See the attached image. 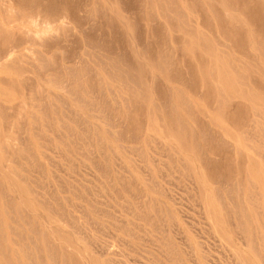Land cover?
<instances>
[{
	"label": "rangeland",
	"instance_id": "rangeland-1",
	"mask_svg": "<svg viewBox=\"0 0 264 264\" xmlns=\"http://www.w3.org/2000/svg\"><path fill=\"white\" fill-rule=\"evenodd\" d=\"M12 1H11L12 2L11 3L10 0H5V1L0 0L2 5L4 4V6L0 5V25H1L0 30L2 29L1 35H0V40H2L1 39L2 32L6 31L9 35V30H10V27L12 26V31H13L12 33L13 34L11 33V30H10L11 36L10 35L9 36L10 37L13 36L18 41V42H14L15 40L12 37L13 40L11 38L10 43H8V42L4 43L7 40H3V42L2 41L0 42L1 45L7 44L6 46L11 48V50H12L10 55L5 57L6 60H5V58L1 59L2 58L1 53L3 52V50H5V46H4V48H1L3 46L0 45V48H1L0 52L2 51L0 53V56H1L0 57V63L3 62V64H4V65H0V76H3L2 78L0 77L1 78V80H0V101H2V99L6 100V103L4 102L5 106L10 105V102H11V105L14 102L17 103L18 100H20V102H21L22 99H21V92H20L21 90L20 89H22V88H21V86L16 85V81L17 82L20 81V79L22 77V80L26 81L28 84L27 80H29V77H31L29 83H31V82L34 83L33 82L34 80L36 83V86L34 83L35 88H33L35 91L34 90H32L33 92L31 91V95L35 94L34 102H37V100H39V104L41 105V108H44V107H46V106H44V105H46V101L49 100V103H51V107L49 110V113H50V118H49V115L46 116V115H43L41 113L42 110H40V111H39V109L36 110L37 108L30 107V106H28V104H26L27 105L26 109L28 107L27 110L29 112H31L30 111V108H31V110L33 109V111H36L37 115L39 114L38 118L41 115V120H40V118L38 119L37 115L34 114L33 112H31V113L28 112L29 120L28 119L27 120L29 121L30 124L26 123L25 126L22 125V127H17L18 124L15 125L16 126L15 128L17 130L19 128H22V129H19L20 130L19 136H18V134L16 135V133L19 132V130L15 131L14 126L12 129H10V127L5 125L4 122H3V124L1 123L2 118L0 115V148L2 151L4 150V152H3L4 155H3V153H1L2 151L0 150V159H2V161L0 163V165H1L0 166V253L2 256L1 255L0 256L4 259V261L7 260L6 262L8 264H24V263L25 264H29V263L30 264H63V262L59 263V262H55V260L50 259L51 256H49V253H51L53 251V249H55L56 247L49 248V246L46 245V243H48V242H43V239H40L38 237L39 234H36L35 232H33L31 226L28 225L27 223H24L23 219L30 221V218H31V221H33L34 227H37L39 225L37 227L38 229L41 227L40 221L42 222V221H45V219H47V221L49 223L52 222V224H54L58 227H61L63 230H65L64 231L65 233H63V234L68 236V238L72 241V243L74 241L76 242L75 244L73 243V248H74V250L77 251L76 256H78V257L81 256L82 258L86 259L90 264H264V210H263L264 209V178H263L264 177V165H263L264 159H261L258 157H255L252 159H247L244 162V165L241 168L239 174H236L235 176H233L234 180L239 177L238 179H241V182L238 184H235L233 186L223 187V184H220L221 182L214 183L211 180L212 176L209 174V172H206V170L201 169L199 167V164H200L199 157H201V156H199V154L194 153L195 148H194V150H191L190 148L187 150H184V152H182V154L179 153V155H178L176 153L175 147L172 148V150H170V151L167 150L166 147H165L166 149L164 148V150H163V148L161 146L156 145L155 142H153V141H151L150 144H147L145 142V139L141 140L143 142L138 143V145H137L138 150L137 149L134 150L135 149L134 147H132L130 149L123 148L121 146V144H118V143H122V141H119V139L117 137V133L112 132V134L109 135L111 133V130H112L110 125L106 124L105 126L108 128L104 129V131H103V129H99L97 127H94V125H92V122L97 121V119L91 118L92 112H90V110H87V109L79 110L80 106H76L78 113L73 117V121H70L67 118H66L67 120H62L61 115L64 116L62 111H64V109H65L64 106H66V105H61V103H59L56 100V98H54L52 95H49L48 98L46 95L44 97V94L48 93V91H50V90L52 91L53 89H55V87L53 85H51L50 83H48L45 80V78L46 77L50 78V76H56L57 75V76H60L59 79H61L63 77V74L61 75V71H62V73L66 72L63 65H67V66L70 65L69 63L67 64V61H69V59H70V61L72 58H73L72 60H77L76 57L79 54H76V56H73V53H69L70 51H72L73 47H75V45H76L74 40L77 39V37L74 36V33L78 32L79 33V39L78 40L80 42L84 43L82 41V39L84 37H82L83 34H80L79 28H84L88 31H94L95 28L98 27L97 30L98 29L99 30H105V28L103 29V27L106 23H105V20L101 21V20H103V18L101 17V19H100V17H99L100 12H102V10L104 12L106 7H107L106 10H108V12L113 13V14H116L117 11H119V10L121 12H124L121 10L122 7H120L121 2H119V4H118L119 0L118 1L112 0V2H111V0H95V2H94V0H74V1L73 0H36L40 6L44 7V9L43 10L37 9L36 10L37 14L35 12H34V14H36V15L39 14L38 15L39 18L40 17L43 18V16H44L43 19H46V20L48 19L49 21H51L53 26H52L50 31L56 32V35L54 34L55 35L54 37L57 36L56 38H54L53 36H50V35H49V37L48 36L46 37L47 38L46 42L48 41V43H49V45L47 43L48 48H49V46L54 45V47H51L52 49H49V51H46L45 48L47 50H48V48H47V45L45 44L44 39L42 40L44 42V45H41L43 43L42 41H40V43H39L40 45H38V42H34L36 44H33V42H30V40H31L30 38L27 39V34L25 31L26 28L36 29V30L41 29V26L32 25L30 23V21H28V19L31 18L33 15L30 12H28V10L21 7V5H20L21 1L19 2V0H15L18 2V3L16 2L17 5H15L16 3L14 4V0H12ZM129 1L137 2L138 0H136V1L135 0H129ZM6 4H7V6H6ZM13 4L15 6L14 11L11 10V8H10V10L8 9V11H7V7L9 8V6L14 8ZM111 4H112V6H111ZM180 4L182 6H185L186 3L183 0H180ZM18 5H20V7ZM16 7H17V9H16ZM97 8H99V9L102 8V10H99ZM114 8H115V10H113ZM181 9H185V8L181 7ZM205 9H207V8H205ZM15 10H17V11H15ZM96 10L100 11L99 14ZM145 11L154 12V13L160 12L159 9H153V8H149ZM69 12L70 13L74 12V14H72V13L70 14ZM11 13H13L12 16H11ZM41 13H43V16ZM91 13H92V15H91ZM28 14L29 15L31 14V16L27 17ZM61 14H63V15H61ZM69 14H70V16H69ZM82 14H83V16H82ZM169 14L175 15V12L172 10H169ZM18 15H20L19 16L20 18L18 17ZM74 16H75V18H74ZM87 16H88V18H87ZM15 17H17V20H19L20 22L17 20L16 21L18 23L15 22ZM25 17L28 18L27 19L28 23L26 22ZM64 17L65 18L70 17V18L66 19L67 22L69 23L68 24L69 26H67V27H63L60 24L61 19H64ZM21 20H23V21H21ZM81 20H83L82 21L83 23L81 22ZM96 20H97V22H96ZM9 22L10 23L15 22V23H13V25H12ZM23 22L26 24L25 29H23V26H25ZM102 22H104V25L101 24ZM3 23L5 24V26ZM16 23L19 27L17 26L14 28V26H16L15 25ZM90 23H93V24L89 25ZM9 24H10V26H9ZM20 24H21V26L23 25L22 29H21ZM7 26H9V27L7 28ZM4 27H6V28H4ZM16 28L18 29V31L20 29L21 32H18ZM5 29H8V31ZM55 29H58V30H55ZM108 30H110V28H108ZM203 30H205L204 32L207 33L206 29H203ZM24 32H25V34L23 35ZM65 32H66V34H65ZM15 33H17V34H15ZM17 35L20 37L17 38ZM22 35L25 38V42L24 41L22 42V40H21ZM59 35H60V37H59ZM51 39H53L52 41H54V39H57V41H55V43H54V42H51ZM59 39H60V41L58 43ZM8 41H9V39H8ZM19 41H20V45L17 47ZM13 42L16 44H14ZM21 42L23 44H21ZM11 43H12V46H11ZM62 43H64V46ZM207 43H208V45H212V46L208 47V46H203L204 44H201V45L198 44L196 47V50L198 52H202V54L206 55L208 60L215 62V60L218 61L221 59H226L227 57L228 58L231 57V59L236 60V65H235V68L233 70V73H234L233 76L236 77L237 80L240 78V76H238L240 74V72H243V73L247 72V70H248L247 66L243 62L238 61L237 59H235V56H233L231 54L229 56L228 54L224 53L222 51L224 48H222L221 46H218L215 48V45H214L215 39H213L212 41L210 40ZM13 44H14V47H13ZM28 44L30 45V48H34V49L38 48L39 49V50L36 49V51L33 54H31L32 56H35V54H36L37 58L36 57H32L34 59L29 58V57H31V56H29L30 53L28 52V49L25 48V47H27ZM51 44H53V45H51ZM56 44L59 46L57 47ZM60 44L63 47L60 46ZM65 44H67L66 45L67 49L65 47ZM29 45H28V48H29ZM45 45H46V47H45ZM68 45H69V47H68ZM63 49H64V51H63ZM23 50H25V51H23ZM52 50H53L54 54L61 53V54L57 55L60 58L56 57L57 58L56 59L55 56L50 57V55L53 54ZM56 50H57V52L58 51L59 52L57 53ZM26 52H28V53H26ZM64 53H65V55H64ZM42 54L45 57V59L47 58L46 59L47 61H49L48 57H49V59L53 58V59H50V62H51L50 65L53 64V66H52L53 68H51L49 65L48 66L50 67V69L48 66H47L48 68L45 65H44L45 67L42 66L43 62L45 61V60L42 61L43 60V58L41 57ZM15 56L18 57L16 61H18V60L20 61V59L22 57H23L22 59H24L23 63L22 62H21V64L19 63L21 66V68L19 66V68H20L19 71L17 68L18 65H17V63H15V58H16ZM24 56H25V58H24ZM62 56H64V57L62 58ZM65 56H67V58H68L66 61H65V58H66ZM39 57L42 60H40V59L38 60ZM13 58H14V60H13ZM35 59H37V60H35ZM62 59H64V60H62ZM4 60H5L6 64L4 63ZM28 60H29V62H28ZM56 60H59V62H60L59 64H61V65H58L56 63L57 62ZM107 61L110 62V60H108V59H107ZM41 62H42V64H41ZM29 63H30V65H29ZM90 63L89 62L87 63V64H89V65H87V68L88 67L90 68L92 66H97V65H94L93 63H91V64ZM34 64L36 65L35 66L36 69H37V66H40V65L43 67L42 70H44V68L47 69V70L45 69V72L42 71L43 73H39L40 75L43 74L44 79H43V77L41 78L42 75L40 76L36 71H34L35 70L34 66H33ZM55 64L58 67L55 66ZM262 65H263L262 67L264 68V63H262ZM23 66L28 67L27 70H29V71L31 70V72L22 68ZM194 66H195L196 74H198L197 76L202 77L203 76V75H201L202 74V72H201L202 64H200V62H198V61H195ZM54 67H55V69H54ZM60 67H61V70L58 69ZM256 67L257 66H253V68H255V69H256ZM15 68H16V71H18L17 74L15 71ZM261 71H262V69H261ZM23 73H25V74L23 75ZM29 73H30V76H29ZM262 73L264 74V72H262ZM21 74L24 76V78ZM36 74H37V76H36ZM25 75H26V77H25ZM14 77H16L17 80ZM27 77H28V79H27ZM4 78L9 79L10 82L12 81L13 87H15V88L13 89L11 83L9 84L10 85L9 87H8V83H7V85L4 82L2 84L1 81ZM12 78H14V80ZM18 78H20V79H18ZM32 78H34V79H32ZM36 78H37V80H36ZM263 78H264V76H263ZM38 79H39V82H38ZM108 79H109V81L112 82L111 78H109L108 76H105L104 79H102L101 82L99 83L98 95L101 94L104 97V100H109L108 103L105 104L104 108H106V109L108 108V110H111L112 112L113 111L117 112L119 110L121 111L122 109L116 110L115 109V108H117L116 106L114 108V104H113L114 100H113V98H111V96H112L111 91L103 83V81L109 82ZM207 83L209 85H212V88L214 90V98L215 97L217 98V95H218V98L221 97V94H220L221 84H219V82H217V80L215 79V75L211 76L209 81H207ZM238 84H240V83H237L236 86ZM37 86L38 87L40 86V87L38 88ZM50 86H51V88H50ZM174 87L177 88L178 86L174 85ZM180 87H182V86H180ZM37 88H38V90H37ZM17 89H18V91H16ZM247 90H248V92L258 93L256 91L252 90L251 88H247ZM38 91H40L39 92L40 94L38 93ZM54 91H56L57 94H60L59 96H61L60 98L62 100H64V102H65V100L67 101V99L68 100L71 99L70 96L63 94L65 92H63V90H61V89H57ZM102 91H103L104 95L102 94ZM125 91H127V90H125ZM41 92L43 93V95H41ZM33 95H32V98H33ZM37 96L40 98L43 96L42 98H44V100L42 98L41 99L37 98ZM9 97H13V98H9ZM254 97H256V96H254ZM8 98H9V100H7ZM245 99L246 98H244V100ZM54 100H55L56 104H55ZM190 100H189V102H192L194 105H197L198 103L201 105L204 103V100H202V98H200L199 100H196V101H192V98H190ZM18 103H19V101H18ZM53 104H55L56 107ZM58 104L60 105V107L57 106ZM1 105L2 104L0 103L1 110H5L6 107L2 108ZM253 105L261 108V110H262L261 113H263V117H264V105L263 106L258 105V104L256 105L253 103L251 104V102H249V107H248L249 113L253 112V109L251 110V107H250ZM42 106H44V107H42ZM192 107H194V106H192ZM7 108H9V107L7 106ZM54 108L56 111H54ZM194 108L195 109H193V108L191 109V112L185 111L182 108L181 109L182 115H188L189 117L191 115V119L197 118V116L200 115V116L206 118L208 121H210L209 119L213 118L214 124L210 125V123H207V124L205 123L204 125L206 127L208 126V128L211 130V132H212V128L214 129V127L218 130L219 124H221L223 127L227 128L230 132L233 131L235 133V136H236L234 143L236 146L240 147L241 149H243L244 146L250 145V143L252 144L251 146H255L258 148H264V119H263V123H260L259 125H257L258 129L257 128L255 129V127L249 128V126H244L243 128L242 127H235V126L228 124L224 121V118H222L223 116L219 112V109L215 110V112L212 113L208 110V108L205 107L204 113L203 112L199 113V112H197L198 108H196V107H194ZM57 109L59 110L58 112H57ZM51 111L53 114L51 113ZM59 113L61 115H59ZM32 115H34V117L38 121L40 120L39 124L37 121H35V122L31 121ZM42 115L45 116V118H47L48 121H45V120L43 121L42 118H44V117ZM88 117H89V119H88ZM15 120H17V119H15ZM54 120H55V122H54ZM56 120H58V123ZM85 120H86V122H85ZM61 121H64V122H62V125H60ZM98 121H100V119H98ZM32 122H33V125H35V127L32 126ZM45 122H47V124ZM48 122H50L52 124L51 125L49 124V126H48ZM216 123H218V124L215 125ZM55 124H57V126ZM69 124H72V125L70 126ZM2 125L4 127L7 126L6 131L4 130L5 128ZM40 125H41V128L39 127ZM77 125H79V127ZM227 125L229 128L227 127ZM50 126H52V127H50ZM67 126H69V128H67ZM38 127H39V129H37ZM47 127H49L50 131H48ZM25 128H27V130ZM60 128L62 130H59ZM73 128H74V130H73ZM83 128H84V130H83ZM109 128H110V131H109ZM244 128H245V130H243ZM9 129H10V131H9ZM32 129H33V131H32ZM40 129L42 131H40ZM52 129H53V132L55 134L51 132ZM198 129H199V127L193 121L191 131H193L196 135L192 138L191 137L187 138V139H189V142H191L193 145L195 143L199 142L201 139V138H199V136L197 134ZM2 130H3V133H2ZM45 131H46V134L48 133L47 138H46V134L44 135ZM61 131H62L64 136L61 134ZM246 131H248V132H246ZM29 132H31V134ZM35 132L37 133V135ZM89 132H91L90 136H88ZM39 133L42 136H44V138L50 139L49 141H51V142H49L46 139L44 140L42 137H39L40 136ZM70 133H72L71 136H70ZM106 133H107V135H105ZM6 134L8 136H10L11 134H14L15 135V141H13V142L17 143L16 145L19 146V148L16 147V149H15L16 153H15V150L12 149L13 153L11 156V159H12L11 163L7 160V158L10 156L9 153L7 152V148L9 149V144L13 143V142H12L11 138L10 137L8 138V136ZM38 134H39V136H38ZM79 135H80V137H79ZM248 135H249V138H248ZM20 136H23L25 138L22 137L23 138L22 139ZM18 137L22 140L20 141V139ZM53 137H55L54 140H53ZM77 137H79V138H77ZM27 138H28V140H27ZM5 139H6V141H4ZM35 139L37 141H35ZM62 139H64L65 141ZM67 139H68V142H67ZM211 139L213 140V138H211ZM216 139L217 138L215 137L214 140L212 141L213 146L215 145L218 148H220L219 149L220 151L224 150L226 148L225 144L221 143L222 142L221 140H218V139L216 140ZM209 140H210V138H209ZM3 141L7 142L6 144H4V147H2L3 143H4ZM25 141L27 142V144H25L26 143ZM106 141H108V142H106ZM146 141H148V140L146 139ZM1 143H2V145H1ZM64 144H66V145H64ZM140 144H142V145H140ZM144 144H145V146H144ZM53 145H55V146L53 147ZM61 145H62V147H60ZM71 145H72V148H71ZM126 145H129V144H126ZM105 146H106V148H105ZM109 146H110V148H109ZM23 147L26 148V151ZM63 147H64V149L62 150ZM52 148H53V150H52ZM17 149H19L20 151L19 150L17 151ZM110 150H112V151H110ZM22 151H23V154L21 153ZM30 151H31V153H30ZM57 151H59V152L57 153ZM32 152H33V154H32ZM119 152H120V155H119ZM150 153H151V155H150ZM7 155H8V157H7ZM24 155H26V156H24ZM47 155L49 156L50 159L48 157H46ZM131 155H132V157H131ZM156 155H157V158H156ZM180 155H182V157ZM16 156H17V158H16ZM21 156H22V158H21ZM39 156H40V159H39ZM210 156L213 158L214 161L218 160V156H215L212 154ZM12 157H14V159ZM123 157L125 159H123ZM160 157L164 158V160L160 159ZM231 157L235 160H238V158H239V156H237V154H235L234 151L231 153ZM23 158H25L26 160ZM64 158H66V159H64ZM109 158H110V160H109ZM178 158H179V160H177ZM204 158H206V157H204ZM17 159H18V161H16ZM55 159H57V160H55ZM27 160H29V161L27 162ZM59 160H60V162H59ZM176 160H177V162H176ZM53 161H55V162H53ZM22 162H23V164H21ZM2 163H4V164H2ZM72 163H74V164H72ZM117 163H119L120 165ZM3 165H5V166H3ZM24 165H25V167H24ZM101 165L103 166L102 169H101ZM22 166L24 167V169ZM99 166H100V168H99ZM173 166H174V168H173ZM6 167H7V169H6ZM16 167H17V169H15ZM60 167L61 168L63 167V168L61 169ZM255 167H256V169H255ZM58 168L60 169V171ZM9 169H11V170L9 171ZM116 169L117 170L119 169L120 173L117 172ZM38 170H40V171H38ZM51 171H53V172L56 171V173H53ZM66 171H67L68 175H67V173L65 174ZM11 172H13V174ZM14 172H16V173L14 174ZM30 172H32V173L30 174ZM58 172H59V175H58ZM23 173L25 174L24 176H23ZM79 173H80V175H78ZM247 173H249V174H247ZM18 174H19V178H17ZM54 174H55V176H53ZM123 174H124V176H123ZM147 174H149V175H147ZM70 175H71V177H69ZM58 176H59V179H58ZM149 176H150V178H149ZM51 177H52V180H51ZM22 178H23V180H21ZM86 178H87V180L89 179L90 182L87 181ZM24 179L26 181H24ZM115 179H116V181H115ZM76 180H78V181H76ZM139 180H141V181H139ZM49 182H51V183H49ZM91 182H94V183H91ZM191 182H193L194 185ZM137 183H138V185H137ZM243 183H245V184H243ZM38 184H41L40 187ZM115 185L119 189L116 188L114 191ZM124 186L126 187V189ZM193 186L197 189H195V188L193 189ZM30 188L37 189V191L34 192V190L33 189L30 190ZM52 188H54V189H52ZM227 189H228V191H227ZM62 190H63V192H62ZM125 190H126V192H125ZM39 191H41V192L37 193ZM79 191L82 193H79ZM196 191L198 194L196 193ZM229 191H231V194H232V197L230 196V199L228 196L230 194ZM107 192L109 193V195ZM3 193H5V194H3ZM36 193H37V195H36ZM48 193H49V195H48ZM131 193H133V194H131ZM41 194L43 196H41ZM218 194H220V195H218ZM14 196L16 197L15 199H14ZM44 196H45V198H44ZM83 196H85V197L82 198ZM6 197H7V199H6ZM24 197H26V198H24ZM46 197H48V198L46 199ZM57 197H59V198H57ZM16 199H18V200H16ZM27 199L29 202L27 201ZM85 199H88V200H85ZM21 201H22V203H21ZM59 201H61L62 204ZM64 202H65V204H64ZM56 203H58L59 205ZM70 203H73L72 206ZM10 204H12V207L14 205V207L12 208L10 206ZM77 205H79V206H77ZM8 206H10L11 208H9ZM52 206L55 210L57 209L55 212L52 211L53 210ZM62 206H63V209H62ZM73 206H75V207L73 208ZM35 207L38 209H36ZM75 208H77L78 211H77V209L75 210ZM11 209L13 211L16 210L15 211L16 214L13 211H10ZM226 210H227V212H225ZM5 211L7 212V214ZM19 212L22 213L21 215L23 217L22 216H21V218L19 217V215H20ZM28 213L30 214L29 216H28ZM85 213H86V215H85ZM66 214H67V217H66ZM73 214L76 215L77 220L75 219V217H73ZM237 214H238V216H237ZM10 215H13V217H11L12 219H10ZM25 215H26V217H25ZM77 216L79 217V219ZM37 218H40V220ZM242 218H245V219H242ZM14 219H17V220H14ZM19 222H22V223H19ZM76 222H77V224H76ZM223 222H224V224H223ZM37 223H38V225L36 226L35 224H37ZM69 225L72 227H70ZM85 225H86V227H85ZM227 227H228V229H226ZM77 228H79V229H77ZM87 228H88V230H87ZM41 229L42 228H40L39 230H41ZM254 229H255V231H254ZM89 230L91 233H89ZM70 231L73 232V234ZM84 231L86 234L84 233ZM33 235H35V236H33ZM246 237H247V239H246ZM31 239L34 240V242ZM30 240L32 241V243L30 242ZM41 244H43V245H41ZM70 244L67 243V245H69V246H70ZM25 245H28V246H25ZM63 247L64 246H60V248H62V249H63ZM65 247L68 248L67 246H65ZM27 255H29V256H27ZM90 260H92V262Z\"/></svg>",
	"mask_w": 264,
	"mask_h": 264
},
{
	"label": "bare ground",
	"instance_id": "bare-ground-1",
	"mask_svg": "<svg viewBox=\"0 0 264 264\" xmlns=\"http://www.w3.org/2000/svg\"><path fill=\"white\" fill-rule=\"evenodd\" d=\"M11 1L12 0H10V2ZM20 1H21V4H20L21 7L28 10V12H30L33 15L29 19L25 17L26 22L28 23V21H30V23L32 25L41 26V29H37V30L36 29H28V28H26V24L24 23L25 22L24 21L23 23L25 26H23V25L22 26H23V29L26 28L25 31L27 34V39L30 38L31 39L30 42H33V44H36L34 42H38V45H40L39 44L40 41H42L44 39L45 44L47 45V43H48V41L46 42L47 36L44 37L43 35H41V37L37 39V38H34V36L30 34V33H32V34H35V33L43 34L45 32H49L51 30V28L53 26L51 21H49L48 19L47 20L43 19L44 18L43 13H41L43 18H41V17L39 18V16H38L39 14L36 15L37 14L36 10L37 9L43 10L44 7L40 6L36 0H19V2ZM138 1L137 2H134V1L131 2L129 0H119L118 4H119V2H121L120 7H122L121 10L124 12H121L119 10V11H117L116 14L108 12V10H106L107 7L105 8L104 12L102 10L103 7L101 9L97 8L99 10H102V12H100L99 10L98 11L96 10V11L98 12V14L100 12L101 15L99 14V17H100V19H101V17L103 18V20H101V21L105 20V23H106L105 25H104V22L101 23L102 25H104L103 29L105 28V30H99V29L97 30L98 27L95 28L94 31H88L84 28H79L80 34H83L82 37H84V38L82 39V41L84 43H82L78 40L79 39V33L78 32L74 33V36L77 37V39H75V40L73 39L75 41L76 45H75V47H73L72 51H70L69 53H73V56H76V54H79L76 57L77 60H72L73 59L72 58L70 61V59H69V61H67V64L69 63L70 65H68V66L63 65L66 72L62 73V71H61V75L63 74V77L61 79H59L60 76H57V75H56L57 77L56 76H50V78H47V77L45 78V80L48 83H50L51 85H53L55 87V89H53L52 91L51 90L48 91V93L44 94V97L46 95L48 98L49 95H52L54 98H56V100L59 103H61V105H66V106H64V108H65L64 111H62L64 116H62L59 113V115H61L62 120L68 119L70 121H73V117L78 113L76 106H80L79 110H83V109L90 110V112H92L91 118L97 119V121L92 122V125H94V127H97L99 129H103V131H104V129L108 128L105 126L106 124L110 125L111 129L113 131L111 130V133L110 134L108 133V134L111 135L112 132L117 133V137H118L119 141H122V143H118V144H121V146L123 148L130 149V148L134 147L135 148L134 150H136L138 148V146H137L138 143L143 142V141H141L142 139L143 140L145 139V142L147 144H150L151 141L155 142V144L161 146L163 148V150L166 147L167 150L170 151V150H172V148L175 147L176 153L178 155H179V153L182 154V152H184V150H187L189 148L191 150H194V148H195L194 153L199 154V156H201V157H199V159H200L199 167L201 169L206 170V172H209V174L212 176L211 180L214 183L221 182L220 184H223V187L233 186L235 184L240 183L241 179H238L239 178L238 177L237 179L234 180L233 176H235L236 174H239L241 168L244 165V162L247 159H252L255 157L264 159V148H258L255 146H251L252 144L250 143V145L244 146L243 149H241L240 147L236 146L234 143L236 136H235V133L233 131L230 132L227 128H225L221 124H219L218 125L219 129L217 130L213 126L214 129L212 128V132H211V130L208 128V126L206 127L204 124L205 123L206 124L210 123V125L214 124L213 118L209 119L210 121H208L206 118L198 115L197 118L191 119V115H190V117L188 115H182L181 109L183 108L185 111L191 112V109L192 108L195 109L194 107H196V108H198L197 112H199V113L200 112L204 113L205 107L208 108V110L212 113L215 112V110L219 109V112L222 114V116H223L222 118H224V121L228 124L235 126V127H242L243 128L244 126H249V128L255 127V129H256L257 125H259L260 123H263L264 117H263V113H261V111H262L261 108H259L258 106H255V105H253L254 107L250 106L251 110L253 109V112L249 113L248 107H249V102H251V104L253 103L256 105L257 104L262 105V106L264 105V78H263L264 74L262 73V72H264L263 71L264 68L262 67L263 66L262 63H264V0H183L186 3L185 6H182L180 4V0H138ZM16 2L17 1L14 0V4ZM94 2H95V0H94ZM111 2H112V0H111ZM17 3L15 5H17ZM14 4H13V6H14ZM0 5H2V3ZM20 5H18V6L20 7ZM2 6H4V4ZM6 6H7V4H6ZM111 6H112V4H111ZM181 7L185 8L186 10L181 9ZM10 8H11V10L14 11L15 6H14V8L10 7V6H9V8L7 7V11H8V9L10 10ZM149 8L159 9L160 12L154 13V12L145 11ZM205 8H207V9H205ZM16 9H17V7H16ZM113 10H115V8ZM169 10L174 11L175 15L169 14ZM15 11H17V10H15ZM34 12L36 14H34ZM31 14L30 15L28 14L27 17L28 16L30 17ZM70 14H69V16H70ZM72 14H74V12ZM12 15H13V13H11V16ZM61 15H63V14H61ZM91 15H92V13H91ZM19 16L20 15H18V17ZM82 16H83V14H82ZM68 18H70V17H67L66 19H68ZM74 18H75V16H74ZM87 18H88V16H87ZM27 19H28V21H27ZM16 20H17V17H15V22L19 21V20H17V21ZM97 20H96V22H97ZM21 21H23V20H21ZM82 21L83 20H81V22ZM15 22H13V23H15ZM13 23H10V24L13 25ZM17 23L15 24L16 26H14V28L18 26ZM10 24H9V26H10ZM91 24H93V23H90L89 25H91ZM4 26H5V24H4ZM9 26H7V28ZM20 26H21V24H20ZM22 26H21V29H22ZM0 27H1V25H0ZM4 28H6V27H4ZM108 28H110V30H108ZM203 29H206L207 33H205L204 32L205 30H203ZM1 30H0V35H1ZM5 30L8 31V29H5ZM10 30L12 33L13 32L12 26L10 27ZM10 30H9V35L11 36ZM55 30H58V29H55ZM17 31H18V29H17ZM18 32H21L20 29ZM15 34H17V33H15ZM24 34H25V32L23 33V35ZM65 34H66V32H65ZM9 35L6 31L2 32V37H1L2 40H0V42L1 41L3 42V40H7L4 43H6V42L10 43L11 42L10 39L13 36L10 37ZM18 35H17V38L20 37ZM23 35L21 36L22 37L21 40H22V42L23 41L25 42V38ZM55 35H56V32H55ZM55 35L52 34L50 36L54 37ZM48 37H49V35H48ZM56 37H54V38H56ZM59 37H60V35H59ZM13 38H12V40H13ZM8 39H9V41H8ZM213 39H215V44H214L215 48L218 46H221L222 48H224L222 50L224 53L228 54L229 56H230V54L235 56V59H237L240 62H243L247 66V69H248L247 72H245V73L240 72V74L238 75V76H240V78L238 80L236 77L233 76V74H234L233 70H234L235 65H236V60L231 59V57H229V58L227 57L226 59H221L218 61L215 60V62H214V61L208 60L206 55H204V54H202V52H198L196 50V47L198 44H200V45L204 44L203 46L211 47L212 45H208L207 42L210 40L212 41ZM14 40H15L14 42H18L15 38H14ZM52 40L53 39H51V42H54V43H55V41H57V39H54V41H52ZM59 41H60V39L58 40V43H59ZM22 42H21V44H23ZM14 44H16V43H14ZM14 44H13V47H14ZM62 44L64 46V43H62ZM6 45H3V44L1 45V46H3L1 48H4V46H5V50H3V52L1 51L2 53L0 52L2 54L1 59L10 55V53L12 51L11 48H9ZM19 45H20V41H19L17 47ZM28 45L25 48H27L28 52L30 53L29 56H31V57H29V58L36 57V54H35V56H32L31 54H33L36 51V49H38V48H35V49L30 48V45L28 48ZM41 45H44V42ZM46 45H45V47H46ZM48 45H49V43H48ZM48 45H47V48H48ZM51 45H53V44H51ZM66 45L67 44H65V47H66ZM11 46H12V43H11ZM58 46L59 45H57V47ZM60 46H62V45L60 44ZM51 47H54V45L49 46L48 50L45 48V50L49 51V49H52ZM68 47H69V45H68ZM66 49H67V47H66ZM25 50H23V51H25ZM63 51H64V49H63ZM28 52H26V53H28ZM52 52H53V50H52ZM56 52H57V50H56ZM65 53H64V55H65ZM58 54H61V53H58ZM58 54H54V52H53V54L50 55V57L55 56V58L56 57L60 58L59 56H57ZM17 56H15L16 58L15 57L14 58H15V63H17V65H18L17 68L19 71V69L21 68L20 64H21V62L22 63L24 62V59H22L23 58L22 57L21 58L22 60L20 59V61L19 60L16 61L18 58ZM41 57L43 58V60L40 59V57L38 58V60L40 59L42 61H44V60L46 61V62L45 61L43 62L42 66L45 65L47 67L49 65L51 68H53L52 67L53 64L50 65L51 64L50 59H53V58L49 59V57L47 56L48 60H49V61H47L46 60L47 58L45 59L43 54L41 55ZM63 57L64 56H62V58ZM65 57H66L65 58V61H66L68 58H67V56H65ZM14 58H13V60H14ZM24 58H25V56H24ZM32 59H34V58H32ZM107 59L110 60V62H108ZM5 60H6V58H5ZM5 60H4V63H5ZM35 60H37V59H35ZM62 60H64V59H62ZM56 61H57L56 63L58 65H61V64H59L60 63L59 60H56ZM195 61H198V62H200V64H202V66H201L202 74L201 75H203L202 76L203 78L198 77L197 76L198 74H196V70H195V66H194ZM28 62H29V60H28ZM88 62L89 63L91 62L97 66H92L90 68L89 67L87 68V65H89V64H87ZM41 64H42V62H41ZM0 65H4L3 62L0 63ZM29 65H30V63H29ZM19 66H20V68H19ZM33 66L35 69L34 71H36L38 74L45 72L46 68H44V70H42L43 67L41 65L37 66V69L35 67L36 66L35 64ZM55 66H57V65L55 64ZM253 66H257L256 69L253 68ZM50 67H49V69H50ZM22 68L27 70L28 67L23 66ZM54 69H55V67H54ZM58 69L61 70V67ZM261 69H262V71H261ZM15 71H16V68H15ZM18 71H16V74ZM27 71H29V70H27ZM29 72H31V70ZM24 74L25 73H23V75ZM41 75L40 76L42 78L43 74H41ZM214 75H215V79L217 80V82H219V84H221V86H220L221 97H219V98H218V95H217V98L216 97L214 98V90L212 88V85H209L207 83V81H209L210 77L214 76ZM29 76H30V73H29ZM36 76H37V74H36ZM105 76H108L112 80V82H111L108 79L109 82L103 81V83L111 91V94H112L111 98H113V100H114V103H113L114 108L116 106L117 108H115V109L116 110L122 109L121 111L119 110L117 112H114V111L112 112L111 110H108V108L107 109L104 108L105 104H107L109 100H104V97L101 94L98 95V85L101 82V80L104 79ZM0 77L2 78L3 76H0ZM25 77H26V75H25ZM1 78H0V80H1ZM14 78H16V77H14ZM14 78H12V79L14 80ZM23 78H24V76H23ZM30 78L31 77H29V80H27L28 77L26 79L28 81V84L26 81L22 80V77H21V79L18 78V79H20V81H18V82L16 81L17 78L15 80L16 85L21 86V88H22V89H20L21 90L20 91L21 92V99H22L21 102H20V100H18L19 103L17 101V103L14 102L12 105L10 102V105H7L9 108H7V106L4 105V102L6 103V100L2 99V101H0V103L4 106L3 107L1 105V107L2 108L6 107L5 110H1V108H0V115L2 118L1 123L3 124V122H4V124L7 125L8 127H10V129H12L13 126L15 128L16 127L15 125H17V124H18L17 127H22V125L25 126L26 123H29V121H28L29 120V116H28L29 111L27 110L28 107L26 109V106H27L26 104H28V106H30V107L37 108L36 110H38V109H39V111L42 110L41 113L43 115H46V116L49 115V118H50L49 110L51 107V103H49V100H47L46 105H44L46 107L42 106L44 108H41V105L39 104V100H37V102H34L35 94L34 95L32 94L33 95V98H32L31 91L34 90L33 88H35L36 83H35V80L33 81L35 83V86H34V83H32V82L29 83ZM32 79H34V78H32ZM43 79H44V77H43ZM36 80H37V78H36ZM1 82H2V84L4 82L6 85L8 83V87L10 86L9 84L11 83V85L13 87V84H12L13 82L12 81L10 82V80L7 78L2 79ZM38 82H39V79H38ZM237 83H240V84H238L236 86ZM174 85H176L178 87L175 88ZM179 85L182 87H180ZM14 88L15 87H13V89ZM38 88H37V90H38ZM50 88H51V86H50ZM247 88H251L252 90H254L258 93L248 92ZM57 89L63 90V92H65L63 94L70 96L71 99H69V100L67 99V101L65 100V102H64V100H62L60 98L61 97V96H59L60 94H57V92L54 91ZM125 90H127V91H125ZM16 91H18V89ZM39 92L40 91H38V93ZM102 94L104 95L103 91H102ZM41 95H43L42 92H41ZM253 95L256 97H254ZM9 98H13V97H9ZM9 98L7 100H9ZM37 98H40V97L37 96ZM190 98H192V101H196V100H199L200 98H202V100H204V103L201 105L199 103L197 105H194L192 102H189ZM244 98H246V99L244 100ZM42 99L44 100V98H42ZM54 102H55V100H54ZM55 104H56V102H55ZM55 104H53V105H55ZM57 106L60 107L59 104ZM192 106H194V107H192ZM55 107H56V105H55ZM30 111L33 112L34 114H36V111H33V109L31 110V108H30ZM54 111H56L55 108H54ZM58 111L59 110L57 109V112ZM31 112H29V113H31ZM51 113H52V111H51ZM38 116H39V114L37 115V118H38ZM31 117H32L31 121H33V122L37 121L39 124V122L41 120V115L39 117L40 118L39 121L34 117V115H32ZM43 117H44V118H42L43 121L44 120L48 121L47 118H45V116H43ZM15 119H17V120H15ZM88 119H89V117H88ZM98 119H100V121H98ZM56 121L58 123V120H56ZM193 121L199 127L197 134H198L199 138H201L200 141L195 143L194 145L191 142H189V139H187L189 137L192 138L196 135L193 131H191ZM33 122H32V126L35 127V125H33ZM54 122H55V120H54ZM62 122H64V121H61L60 125H62ZM85 122H86V120H85ZM45 123L47 124V122H45ZM49 124L51 125L52 123L48 122V126H49ZM217 124L218 123H216L215 125H217ZM55 125L57 126V124H55ZM69 125L71 126L72 124H69ZM7 126H5V127L3 126L5 128L4 129L5 131H6ZM77 126L79 127V125H77ZM39 127L41 128V125ZM39 127L37 129H39ZM50 127H52V126H50ZM227 127H228V125H227ZM47 128H48V131H50L49 127H47ZM67 128H69V126H67ZM10 129H9V131H10ZM19 129H22V128H19ZM25 129L27 130V128H25ZM16 130L17 129L15 128V131ZM59 130H62V129L60 128ZM73 130H74V128H73ZM83 130H84V128H83ZM243 130H245V128ZM32 131H33V129H32ZM40 131H42V130L40 129ZM109 131H110V128H109ZM51 132L54 133L53 129ZM246 132H248V131H246ZM2 133H3V130H2ZM19 133H20V130H19V132L16 133V135L18 134V136H19ZM29 133L31 134V132H29ZM39 134H38V136H39ZM45 134H46V131L44 132V135ZM47 134H46V138H47ZM61 134L63 135L62 131H61ZM71 134L72 133H70V136H71ZM90 134H91V132H89L88 136H90ZM36 135H37V133H36ZM105 135H107V133ZM9 137L11 138L12 142L15 141V135L14 134H11L10 136H8V138ZM20 137L22 138L23 136H20ZM39 137H42L44 140L46 139L41 134ZM79 137H80V135H79ZM79 137H77V138H79ZM215 137L218 140H221L222 141L221 143L225 144L226 148L224 150L220 151L219 150L220 148H218L215 145L213 146L212 141L214 140ZM23 138H25V137H23ZM28 138H27V140H28ZM54 138L55 137H53V140H54ZM209 138H210V140H209ZM211 138H213V140ZM248 138H249V135H248ZM22 139H20V141ZM146 139L148 141H146ZM46 140L49 141L50 139H46ZM62 140H64V139H62ZM4 141H6V139ZM35 141H37V140L35 139ZM49 142H51V141H49ZM67 142H68V139H67ZM106 142H108V141H106ZM6 143L7 142H4L2 147H4V144H6ZM16 144L17 143H14V142L10 143L9 149L7 148V152L10 155L9 157L7 155V157H8L7 160L10 163L12 162V159H11V156L13 153L12 149L15 150L16 147L19 148V146H17ZM25 144H27V142ZM66 144H64V145H66ZM126 144H129V145H126ZM1 145H2V143H1ZM140 145H142V144H140ZM54 146L55 145H53V147ZM144 146H145V144H144ZM60 147H62V145ZM23 148L26 151V148L25 147H23ZM71 148H72V145H71ZM105 148H106V146H105ZM109 148H110V146H109ZM63 149H64V147L62 148V150ZM0 150H1V148H0ZM18 150L19 149H17V151ZM52 150H53V148H52ZM110 151H112V150H110ZM233 151L235 152V154H237V156H239L238 160H235L231 157V153ZM3 152H4V150L1 153H3ZM58 152L59 151H57V153ZM15 153H16V150H15ZM21 153L23 154V151ZM30 153H31V151H30ZM32 154H33V152H32ZM211 154L218 156V160L214 161L213 158L210 156ZM3 155H4V153H3ZM119 155H120V152H119ZM150 155H151V153H150ZM24 156H26V155H24ZM180 156L182 157V155H180ZM14 157H12V158L14 159ZM46 157L49 158L48 155ZM131 157H132V155H131ZM204 157H206V158H204ZM16 158H17V156H16ZM21 158H22V156H21ZM25 158H23V159H25ZM156 158H157V155H156ZM39 159H40V156H39ZM64 159H66V158H64ZM123 159H125V158L123 157ZM160 159L164 160V158H161V157H160ZM55 160H57V159H55ZM109 160H110V158H109ZM177 160H179V158ZM177 160H176V162H177ZM1 161H2V159H0V163H1ZM16 161H18V159ZM28 161L29 160H27V162ZM53 162H55V161H53ZM59 162H60V160H59ZM2 164H4V163H2ZM21 164H23V162ZM72 164H74V163H72ZM117 164H119V163H117ZM102 165H101V169L103 168ZM3 166H5V165H3ZM24 167H25V165H24ZM24 167H23V169H24ZM99 168H100V166H99ZM173 168H174V166H173ZM6 169H7V167H6ZM15 169H17V167ZM255 169H256V167H255ZM10 170L11 169H9V171ZM38 171H40V170H38ZM53 171H51V172H53ZM59 171H60V169H59ZM116 171L120 173L119 169L118 170L116 169ZM11 173L13 174V172H11ZM15 173L16 172H14V174ZM31 173L32 172H30V174ZM53 173H56V171ZM66 173H67V171L65 172V174ZM247 174H249V173H247ZM24 175L25 174L23 173V176ZM58 175H59V172H58ZM67 175H68V173H67ZM78 175H80V173ZM147 175H149V174H147ZM17 176H18L17 178H19V174ZM53 176H55V174ZM123 176H124V174H123ZM69 177H71V175ZM149 178H150V176H149ZM58 179H59V176H58ZM21 180H23V178ZM51 180H52V177H51ZM86 180H87V178H86ZM24 181H26V180L24 179ZM76 181H78V180H76ZM87 181L90 182L89 179ZM115 181H116V179H115ZM139 181H141V180H139ZM49 183H51V182H49ZM91 183H94V182H91ZM191 183L194 185L193 182H191ZM245 183H243V184H245ZM38 185L40 187L41 184H38ZM137 185H138V183H137ZM126 187H125V189H126ZM116 188H118V187H116V185H115L114 191ZM194 188L195 187L193 186V189ZM31 189H33L34 192L37 191V189L30 188V190ZM52 189H54V188H52ZM195 189H197V188H195ZM227 191H228V189H227ZM40 192L41 191H39L37 193H40ZM62 192H63V190H62ZM125 192H126V190H125ZM37 193H36V195H37ZM49 193H48V195H49ZM79 193H82V192L79 191ZM196 193H197V191H196ZM229 193L230 194L229 195L227 194V195L229 196V199H230V196L232 197L231 191H229ZM3 194H5V193H3ZM131 194H133V193H131ZM108 195H109V193H108ZM218 195H220V194H218ZM41 196H43V195L41 194ZM59 197H57V198H59ZM84 197L85 196H83L82 198H84ZM15 198L16 197L14 196V199ZM24 198H26V197H24ZM44 198H45V196H44ZM47 198L48 197H46V199ZM6 199H7V197H6ZM18 199H16V200H18ZM85 200H88V199H85ZM27 201H28V199H27ZM61 201H59V202L61 203ZM21 203H22V201H21ZM56 204H58V203H56ZM64 204H65V202H64ZM70 204L72 206L73 203H70ZM10 206L12 207V204H10ZM10 206H8V207L11 208ZM53 206H52V208H53ZM77 206H79V205H77ZM13 207H14V205H13ZM74 207L75 206H73V208ZM36 209H38V208H36ZM62 209H63V206H62ZM76 209L77 208H75V210ZM56 210L53 208L52 211L55 212ZM10 211H13V210L11 209ZM15 211L16 210H14L13 212L15 213ZM77 211H78V209H77ZM225 212H227V210ZM6 214H7V212H6ZM21 214L22 213H20V215H19L20 218L22 216ZM29 215L30 214L28 213V216ZM85 215H86V213H85ZM237 216H238V214H237ZM11 217H13V215H10V219H12ZM25 217H26V215H25ZM66 217H67V214H66ZM73 217H75V219L77 220L76 215L73 214ZM37 219L40 220V218H37ZM78 219H79V217H78ZM242 219H245V218H242ZM14 220H17V219H14ZM23 220H24V223H27L28 225L31 226L33 232H35L36 234H39L38 237L40 239H43V242H48V243H46V245H48L49 248L56 247L55 249H53V251L51 253H49V256H51L50 259L55 260V262H59V263L63 262V264H90L86 259L82 258L81 256H79V257L76 256L77 251L74 250V248H73V243L74 244L76 243L74 241L75 239L73 240L74 242L72 243V241L68 238V236L63 234V233H65L64 232L65 230H63L61 227H58V226L52 224V222L49 223L47 221V219H45L46 222L40 221V226H41L40 228H42V229L39 230L40 228L39 229L37 228L39 226L38 225L39 222L37 224H35L36 226L37 225L38 226L34 227L33 221H31V218H30V221L26 220V219H23ZM77 222H76V224H77ZM19 223H22V222H19ZM223 224H224V222H223ZM70 227H72V226H70ZM85 227H86V225H85ZM77 229H79V228H77ZM226 229H228V227ZM87 230H88V228H87ZM254 231H255V229H254ZM71 233L73 234V232H71ZM84 233H85V231H84ZM89 233H91L90 230H89ZM33 236H35V235H33ZM246 239H247V237H246ZM31 240H30L31 243H32V241L34 242V240H32V241ZM67 243H69V244L71 243L70 246L67 245ZM41 245H43V244H41ZM25 246H28V245H25ZM60 246H64L63 249L60 248ZM65 246H67L68 248H66ZM0 255H1V253H0ZM1 256H0V264H8L6 262L7 260L5 259L6 261H4V259ZM27 256H29V255H27ZM90 261L92 262V260H90Z\"/></svg>",
	"mask_w": 264,
	"mask_h": 264
},
{
	"label": "clouds",
	"instance_id": "clouds-1",
	"mask_svg": "<svg viewBox=\"0 0 264 264\" xmlns=\"http://www.w3.org/2000/svg\"><path fill=\"white\" fill-rule=\"evenodd\" d=\"M60 24H61V26H63V27H67V26H69V25H68V22H67V20H66V18L61 19ZM30 34L33 35L34 38H37V39H38V38L41 37V35H43L44 37H46V36H48V35L55 34V32H51V31H49V32H45V33H43V34H41V33H35V34L30 33Z\"/></svg>",
	"mask_w": 264,
	"mask_h": 264
}]
</instances>
